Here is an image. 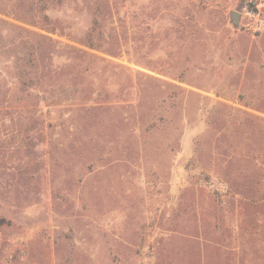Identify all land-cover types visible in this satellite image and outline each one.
Segmentation results:
<instances>
[{
	"label": "rangeland",
	"instance_id": "1",
	"mask_svg": "<svg viewBox=\"0 0 264 264\" xmlns=\"http://www.w3.org/2000/svg\"><path fill=\"white\" fill-rule=\"evenodd\" d=\"M21 1L0 264H264V0Z\"/></svg>",
	"mask_w": 264,
	"mask_h": 264
},
{
	"label": "trees",
	"instance_id": "2",
	"mask_svg": "<svg viewBox=\"0 0 264 264\" xmlns=\"http://www.w3.org/2000/svg\"><path fill=\"white\" fill-rule=\"evenodd\" d=\"M23 7L26 8L25 14H38L41 15L47 8V4L50 0H22ZM45 18V16H43ZM42 17V18H43Z\"/></svg>",
	"mask_w": 264,
	"mask_h": 264
},
{
	"label": "water",
	"instance_id": "3",
	"mask_svg": "<svg viewBox=\"0 0 264 264\" xmlns=\"http://www.w3.org/2000/svg\"><path fill=\"white\" fill-rule=\"evenodd\" d=\"M232 17V19L235 21V23L237 22V16L235 13H231L230 15Z\"/></svg>",
	"mask_w": 264,
	"mask_h": 264
}]
</instances>
